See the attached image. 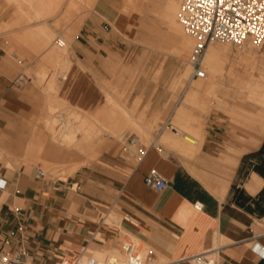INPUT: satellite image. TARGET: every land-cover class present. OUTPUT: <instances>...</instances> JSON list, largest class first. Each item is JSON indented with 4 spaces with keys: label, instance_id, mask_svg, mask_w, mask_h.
I'll list each match as a JSON object with an SVG mask.
<instances>
[{
    "label": "crops",
    "instance_id": "1",
    "mask_svg": "<svg viewBox=\"0 0 264 264\" xmlns=\"http://www.w3.org/2000/svg\"><path fill=\"white\" fill-rule=\"evenodd\" d=\"M7 1L0 0V26L21 24L0 35V156L7 157L5 163H0V178L6 181L0 189V230L6 246L24 250L22 264H51L56 254L82 248L105 250L102 247L111 245L115 232L113 223L105 220L110 211H114L119 228L148 247L150 244L161 248L172 260L215 247V264H264L259 251L252 248L257 243L264 249V223L260 222L264 220V169L252 168L253 164L248 167L245 162L254 153L260 155V163L264 164V143L242 152L234 168L225 166L216 156L225 151L234 135L215 116L206 118L201 148L194 159L162 144H152L138 162L131 163L118 155V141L109 133L96 144L86 143L76 134L80 147L57 142L44 123H37L45 117L44 93L26 77L19 81L20 74L6 47L8 41L21 43L23 50L42 47L50 37L52 21L62 20L67 6L64 4L55 12L60 0H42V7H38L40 0H25L29 9L21 6V0H15L18 8ZM96 2L94 13L87 16L85 9L80 11V20L70 26L73 33L84 20L69 41L70 54L65 60L68 65L57 86V97L65 102L67 111L77 112L95 122L96 127L109 115L115 116V131L124 124L114 110L113 103L119 101L117 93L127 87L132 73L146 68L143 45L127 43L141 40L142 34L128 32L129 22L119 16L120 11L114 13L112 0ZM165 4L166 0H161L157 8L162 18ZM36 7L45 16L26 21L24 14L33 16ZM101 14L123 32L113 29L107 20H99ZM105 23L110 27L105 28ZM168 32L167 38L161 34L159 45H165L166 50L173 43L169 26ZM49 50L45 56H49ZM223 55L228 60V54ZM45 79L46 91L49 76ZM134 88L138 90L134 95L142 96L140 108L148 120L165 114V98L151 102L146 97L149 81H137ZM47 96L53 97L48 93ZM49 100L47 107L53 103ZM120 105L131 116L133 108ZM162 133L163 129L156 133L157 141ZM57 163L65 166L64 171L73 170L72 174L59 177L58 187L36 177V168ZM152 167L166 179V186L160 191L144 183V175ZM212 169L221 171L214 181L209 180ZM252 174L262 178L255 193L245 187ZM206 181L226 190L222 195L216 194ZM195 202L201 204L200 209L194 207ZM16 206L19 212L12 210ZM97 233L103 239H95ZM180 264H191V258Z\"/></svg>",
    "mask_w": 264,
    "mask_h": 264
},
{
    "label": "rangeland",
    "instance_id": "2",
    "mask_svg": "<svg viewBox=\"0 0 264 264\" xmlns=\"http://www.w3.org/2000/svg\"><path fill=\"white\" fill-rule=\"evenodd\" d=\"M96 1L97 0H93V1L91 0L90 1L92 3L91 4V3H88L87 0H78V1L75 0V2H76V4H75L74 0L73 1L72 0H60L56 9H55V12L58 11L60 6H62L64 4L67 6V11L65 12L62 20H53L52 21V23H51V27H52L51 29L52 30L51 31L49 30L48 36H50V39L48 41V44L44 45L43 47H39L37 49L25 48L26 50H23L21 43H19L17 41H15V42H9L8 41L9 45L6 47V52L8 54V57L15 64L16 70L19 72V74L23 75L24 77L31 80V83L38 86L41 89V91L44 93L45 97H44V105L42 106V112H43L42 116L43 117L44 116H51L53 119L54 118L53 115H56L55 114L56 112H64V114H65L64 120L69 124L68 128H66V129L67 130H69V129L75 130L76 129L75 127H77L79 125L78 127L81 129L78 130L77 131L78 133L76 132V134H80L81 135L80 137H82L84 135L83 132L85 131L84 129H82V127H84V125L81 127L82 124H80L82 122V120L80 118L81 115L78 113H75V112L67 111L68 109H67V106H65L66 104L64 101H62L58 98H55V97H48L47 93L52 94V96L57 95V91L55 92V90L52 87L59 86L60 78L63 77L62 72L65 71L64 69L68 65L65 61L66 56L67 55L69 56V54H70V45L69 46L66 45L65 47L64 46L58 47V46H56L57 45L56 43L54 44V42H55L54 39L56 37L63 38L64 35L68 34L69 35L68 37L70 38V40H72L75 33L78 32L79 27L83 24L84 20H81V22L79 23V25L77 26L76 30L73 33H70V26L73 24V22L75 20H80L78 18L80 11L85 9L87 16H90L92 13H94L96 11V4H97ZM136 1L137 0H134L131 4L132 10H128V9L123 8V5H125V0H112V4H113L112 6L114 8V10H113L114 13H117L118 11H120L121 13L119 16L124 17V18H126V20H128V22H129L128 32L142 34L140 37V38H142L141 40L128 41L127 43H139V44L143 45L142 52H143L144 64H145L146 68L144 70H140V71L137 70L130 75V77L127 79V81H128L127 87L125 89L121 90L119 93H117L118 95L115 94L118 96L119 101L116 103H113L114 108L116 109V111H115L116 115H119V114L121 115V113H122L123 108H121L120 103L124 104L127 108H130V109L133 108V111L131 112V118L128 119V117L125 116L127 118V122H124V124L120 127V129L115 130V131L114 130L112 131V130H110V128L105 127L101 124H98L97 127L95 126V132H93L92 133L93 135L90 137V142L92 141L93 144L94 143L96 144L99 141V139H102L103 136H109L108 133L114 134L115 135L114 138L118 141L119 150H120V147L122 144V138L126 134L135 133V134L140 136L141 141L144 142L145 144L154 143L155 145L162 144L161 139L158 141L156 140V133H158V131L160 129H163V131H165V130L167 131V129H168V131L170 133L172 132L174 134V131L169 129V128H170V126L177 128L176 122L174 121L175 111L179 105L189 106L184 102L183 96H184L185 91L188 88L190 81L193 78H196V77L192 76L191 71H190L188 76L184 79V81L183 80L178 81L182 72L184 71L185 67H187V66L190 67L187 60H188V57H189V54L191 52L192 47H189L186 50L187 53H185L186 55L184 54L186 56L185 60H184V56L183 57L182 56H175L172 54L165 53L166 52V46L165 45H163V48L161 46H159L161 41H162L161 34H163V36L166 38L169 37L168 26L172 29L173 37H174V31H175V29L172 27L171 23L168 22L166 24L163 21V18L161 17L159 12L157 11L158 6L161 4V0H143V1L139 0L137 5H136V8H134ZM21 2H23L22 3L23 5L21 4L22 7L26 6L29 9V6L25 0H21ZM71 2L74 3L75 6H73L74 4L72 5ZM7 3H12L18 8V3L15 0H8ZM143 3H147V4L143 5ZM177 3H178V8H176V11L174 12L176 18H178L180 1H177ZM153 7L156 10L155 9L153 10L152 9ZM140 8H141V10H140ZM122 9L126 12H122ZM24 17H25L26 21H29L33 18V17H31V19H30L26 14H24ZM38 18H40V16ZM98 18H99V20H101L102 18L107 20L113 29L120 31L118 26L116 24L112 23L110 21L111 19L108 18L105 14L99 15ZM35 19H37V18H35ZM177 20H179V18ZM20 24H16V23L7 24V25H5L6 29H5V26H3L1 28L2 30H0V35L5 33L6 31L8 32V31L14 30L15 28H18L17 26H19ZM102 25H103V23H102ZM120 32H123V31H120ZM175 32L179 33V34H183L184 36L186 35V33L182 29L180 21H179V29L176 30ZM186 37H188V36L186 35ZM172 41L174 42V38ZM70 43H71V41H70ZM212 43L213 44H210V45H213L215 47H219L221 49V51H224V50L226 51V53L228 54V60H226L227 63L225 65L224 69L221 71L220 76H219V79H220L219 85L215 91L217 96L213 94V95H210V98L208 97V99H207V101L208 100L210 101L208 103V105H210L209 106L210 107L209 112L208 113L200 112L197 109H194V112L196 114L200 115L201 118L203 116V118H202L203 130H204V124L206 122V118L210 117V116L217 117L228 128H231V127H229V125L236 126L237 123L234 122V120L231 119V117L229 119L230 114H228L227 109L232 110V111H237V109H240V110H242V113L244 115L246 114V112L252 111L250 108L249 101L246 100L245 98H243L245 96L244 93L246 92L245 88H244L245 83H246V79H247V76H249V74H250V73H248L247 70H244V67H245V63H246V59H247L248 55L253 53V51L258 58H260L262 55H264V44H261L260 46H247V47H243V48H238V47H236L230 43H227V42L216 41V42H212ZM50 46H55L58 48V50L60 52H62L61 58L63 61L59 65L58 64L52 65L51 62L49 63V61L45 57V54H46L45 52H47V50H49ZM191 46H193V42H192ZM41 51H43L42 54L39 56H36L37 54L41 53ZM12 52L16 53L15 57L11 56ZM29 53H32L33 55H31ZM43 58L46 59V61H48V63H46V61ZM43 60H44L45 64H44V62H42ZM41 62L43 64H41ZM40 65L42 67H40ZM43 67L45 68V70L40 69L41 71H39V68H43ZM37 68H38L37 72L36 71L34 72V70H36ZM257 68H260L259 64H257ZM231 69H233V75L232 76H234V78H238L237 81L235 79H232V77H230L228 75L227 71H229ZM224 71H225V73H224ZM59 73L61 75L58 76ZM47 75L49 76V79H48L47 85H46V91H47V93H46V91L44 90V87H45V81H46L45 77H47ZM140 80H146V81L150 82V89L148 91L149 93L146 95V97L151 99V102H153L155 99H158V98H165V101H166L165 114L152 116L150 118V120L147 119L148 117L146 116L145 113H143L142 108H140V106L142 104V96L139 97L138 95H134V93H136L138 91L136 88H134L135 82L140 81ZM176 81H178V83ZM240 90H242V92ZM49 99H52L53 103L50 107H47V105L49 104V101H51ZM121 101H123V102H121ZM241 101H242V103H241ZM118 103H119V106H118ZM147 107H148L147 105H144L145 109H147ZM45 113H47V114H45ZM167 117H169V119L166 121ZM117 118H118V116H117ZM54 119H57V117L55 116ZM135 120L138 123L137 125L133 124V121H135ZM53 122L51 124H47V127H46V129L51 134L52 138L54 140H56L57 142H62L63 144H67V143L70 144L71 142H73V140H70L71 142L68 140L66 143V140H61V139L58 140L57 137H54L53 132L55 130H54V126H53L54 123ZM37 123L42 124L43 118L39 119ZM55 123H57V120H55ZM48 125H49V127H48ZM70 126H72V127L70 128ZM82 130H83V132H82ZM74 139H75V137H74ZM262 143H264V141H262ZM229 144H231V145H229ZM71 145L75 146V147H80L76 141L73 142ZM162 145H164V144H162ZM227 145L233 146L234 140H232L231 142H227ZM166 147L171 148V146H169V145H166ZM261 152H262V158H264V148H262ZM195 156H196V154H194L192 156L186 155L185 157H188L190 159H194ZM8 157L10 160H15L12 156H8ZM6 160H7V157L0 156V163H5ZM128 161L131 163H135V160L131 159V158H129ZM245 162L247 163L248 167H250V165L253 164L252 168L264 169V164L260 163V155H258V154L253 153L251 155H248ZM64 167L65 166H61L57 163L53 167H47V168L43 167V169L44 170H52V174L54 176H58V177H64L68 174L73 173V170L64 171ZM220 172H221L220 169H212L213 174L210 175L209 180H211V181L216 180L215 177ZM113 215H114V211H110L108 213V215L106 216V219H107V217L110 218ZM113 220H117L116 217ZM113 220H111V221L106 220V222H108V224L113 223L112 228L115 231L113 233V235H114V237L112 239L113 241H112L111 245L109 244L105 247H102L103 249H107V250L113 249V250H111L110 252L107 251V252H105V254L106 253L108 254V252H109V254H111V252H113V253L119 252L120 253L121 252V243L127 239L133 240L132 235L124 229L121 230V228H119L117 225L118 221L116 222ZM260 222L264 223V220H261ZM100 237H102V235L100 233H97L95 235V239H100ZM139 241L137 242V245L140 247V249L144 248L143 242L141 240H139ZM91 248L89 247L88 249H86V251L91 253L90 252ZM114 248H117V250H114ZM148 249H149V252H152L154 254L155 258L156 259L158 258V260L160 259V261L169 262L172 260L170 257H168L164 253V251L161 248H158L154 245L149 244ZM78 250H80V249H78ZM78 250H76V251H78ZM91 254H93V253H91ZM59 256L60 255L56 254L55 260L51 264L57 263L58 262L57 258H59ZM26 264H30V263H26Z\"/></svg>",
    "mask_w": 264,
    "mask_h": 264
},
{
    "label": "bare ground",
    "instance_id": "3",
    "mask_svg": "<svg viewBox=\"0 0 264 264\" xmlns=\"http://www.w3.org/2000/svg\"><path fill=\"white\" fill-rule=\"evenodd\" d=\"M87 1H88V3H91L90 2L91 0H87ZM133 1L134 0H125V5H123V8L128 9V10H132L131 4ZM177 1H180V0H166V4L164 6V11L161 13L163 18H164V22L165 23L170 22L172 27L175 29V31L179 29V21H180V20H177L179 18V16H178V18H176L175 14H174V12L176 11V8H178L179 2L177 3ZM74 2H75V0H74ZM73 4L74 3H72V5ZM75 4H76V2H75ZM75 4L73 6H75ZM42 5H43V1L40 0L38 7H42ZM140 10H141V8H140ZM41 15H42V17H44L45 12L40 11L36 7L34 9L33 16H31V17H33L32 19L34 20L35 18H38L39 16L41 17ZM31 17H29V18L31 19ZM3 26H5V25H3ZM3 26H0V30H2L1 28ZM5 29H6V26H5ZM175 31H174V37H173L174 42L170 45V48L168 50H166V53L172 54L175 56H182V57L184 56V60H185V57H186L185 53H187L186 50L189 47H193V46H191L193 39H191L187 33H186V35L188 37H186V35L184 36L183 34L176 33ZM68 36L69 35L67 34V35H64L63 38L60 37V39L64 42L62 46H59L57 44V42H56L57 37L54 39L55 40L54 44L56 43L57 44L56 46H58V47H63V46L65 47L66 45L69 44V41H70V38ZM49 39H50V37H49ZM49 39L45 40L42 47L44 45L48 44ZM210 44H213V43H210ZM210 44L207 46V48L204 52V55H203V59H202V64H203V67L205 70V77L204 78H199V77L193 78L190 81L188 88L185 91L184 96H183L184 102L189 106L179 105L175 111L174 121L176 122V127H177V128H175L176 131L172 129L174 131V134H173L172 132L170 133L167 129V131L166 130L163 131L161 137L159 138V140L161 139L162 144H164L165 146L166 145L171 146V148L180 152L184 156H186V155L192 156L196 152H198L201 148L203 133H204L203 132L204 131L203 130V123H202L203 116L201 118L200 115H198L194 112V109H197L200 112H206V113L209 112V109H210L209 106L210 105H208V103L210 101L209 100L207 101V99H208V97L210 98V95H213V94L217 96L215 91L219 85V83H218L220 81L219 76H220L221 71L224 69V67L227 63L224 55L222 56V53H226V51L225 50L221 51V49L219 47H215V46L210 45ZM48 55L49 56H45V57L49 61V63L51 62L52 65H57V64L59 65L62 62V58H61L62 52H60L57 47L50 46V50L48 52ZM46 59H44V60L46 61ZM44 60L42 62H44ZM48 61H46V63H48ZM42 62H41V64H43ZM44 64H45V62H44ZM257 64L260 65V68H257ZM40 67H42V66L40 65ZM190 68H191V66L185 67V69L182 72L178 81H181V80L184 81V79L188 76L189 72L191 71ZM40 69L45 70L44 67L39 68V71H41ZM37 70H38V68L36 70H34V72L35 71L37 72ZM244 70H247L248 73H250V74H249V76H247V79H246V83L244 86L246 94L244 93L245 96L243 98H245L246 100L249 101L250 108L252 111L246 112V114L244 115L242 113V110H240V109H237V111H232V110L227 109L228 114H230L229 119L231 117V119H233L234 122L237 123L236 126L233 125L234 127L232 125H229V127H231L229 129L232 132V134L234 135V138L233 139L229 138L228 141L234 140V145L233 146H229L231 144H229V145L226 144V146L224 145L225 151L224 152L222 151V153L220 155H217L219 157L216 156V159L225 163V166L229 165V166H233V168H234V165L237 163L238 157L242 154V152L258 148L260 146L262 140H264V55H262L260 58H258L253 51V53L249 54L247 59H246ZM224 73H225V71H224ZM227 73L230 77H232V79H234V76H232L233 75V69L227 71ZM178 81H176V82L178 83ZM52 88L55 90V92L57 91V87H52ZM240 91L242 92V90H240ZM104 93H105V91H104ZM107 93H106V95H107ZM53 97L58 98L57 95H53ZM110 97L111 96H109V98ZM241 103H242V101H241ZM118 106H119V103H118ZM114 110H115V108H114ZM45 114H47V113H45ZM55 114L56 115H53V114L52 115L54 118L56 116L57 119H54V118L52 119L51 116H45L44 117L43 123H44V125H46L45 127H47V124H51L54 121L53 126H54L55 131L53 132L54 133L53 136L57 137L58 140H60V139L66 140V143L68 140L69 141L73 140V142H75L77 139L76 138V132L81 129L78 127L79 125L77 126L79 129L74 126L76 129L74 127L73 128L75 130H73V129L67 130L66 128H68L69 124L64 120L65 118H64L63 113L62 112H56ZM118 116H119V121L122 123L127 122V118L125 116H127L128 119L131 118L130 114L126 110H122L121 115H118ZM80 118L82 120V122L80 123V124H82L81 127L84 125V127H82V129L85 130L84 132L82 130V132L84 133V135L82 136V140L86 143H90V137L93 135L92 133L95 132V122H93V121H91V120H89L83 116H80ZM55 120H57V123H55ZM116 120L117 119L115 116L109 115L100 124L105 126V127L110 128V130L113 131L112 124H114L116 122ZM133 124L137 125L138 123L135 120V121H133ZM48 127H49V125H48ZM71 127L72 126H70V128ZM112 135H114V134H112ZM74 137H75V139H74ZM73 142H71L70 144H72ZM236 144L238 145V147L235 146ZM66 145H69V144L67 143ZM75 167H77V166L75 165ZM213 167H215V166H213ZM231 168L232 167H230V169ZM261 184H262V178L259 177L257 174H252L251 179L245 184V187L250 193H255L258 190V188L261 186ZM206 186L212 192H214L216 194L222 195L224 190H226L223 186L211 184L209 181H206ZM114 218L115 217L113 215L110 218L107 217V219H105V220L111 221ZM113 221L117 222L118 220H113ZM121 230H122V228H121ZM100 239H103V237H100ZM132 239L136 244L139 241L134 236H132ZM143 245H144V248H141L142 253L149 252L148 245H146L145 243H143ZM111 250H113V249H109V250H107V249H105V250L92 249V250H90V252L93 253L92 255H94L95 257H97L100 260H104L106 258H113V257L122 258L121 252H120L121 254L119 252H114V253L111 252V254H109V252ZM114 250H117V248H114ZM107 251H109L108 254L107 253L105 254V252H107ZM154 260H155L154 262L156 264H168L169 262H171V261H169V262L160 261V259L158 260V258L157 259L154 258ZM55 264H59V263L57 262ZM191 264H196V261L191 259Z\"/></svg>",
    "mask_w": 264,
    "mask_h": 264
},
{
    "label": "built area",
    "instance_id": "4",
    "mask_svg": "<svg viewBox=\"0 0 264 264\" xmlns=\"http://www.w3.org/2000/svg\"><path fill=\"white\" fill-rule=\"evenodd\" d=\"M179 20L185 33L193 39V47L188 57L191 74L194 77L204 78L205 70L202 59L207 46L216 41L227 42L238 48L260 46L264 44V0H180ZM105 28L110 25L105 23ZM59 46L63 41L57 37ZM24 81V76H18ZM173 130L176 129L170 126ZM154 143L145 144L139 135L127 134L122 138L118 155L124 159H134L138 162ZM38 178L48 180L55 187L59 177L52 174V170L36 168ZM146 186L160 191L166 186V179L156 169L150 168L144 175ZM6 181L0 178V189ZM194 207L201 208V204L194 203ZM19 212V207L12 209ZM252 248L257 249L264 258V249L254 243ZM216 248L211 247L187 257L171 260L168 264H180L184 260L196 261V264H215ZM122 258H106L100 260L86 249L63 253L58 258L59 264H156L152 252L142 253L140 247L131 239L121 243ZM24 250L19 246L9 248L5 245L4 234L0 230V264H22Z\"/></svg>",
    "mask_w": 264,
    "mask_h": 264
}]
</instances>
